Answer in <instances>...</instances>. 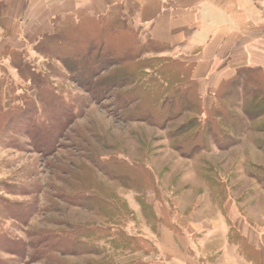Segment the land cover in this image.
<instances>
[{
    "label": "rangeland",
    "instance_id": "374dc122",
    "mask_svg": "<svg viewBox=\"0 0 264 264\" xmlns=\"http://www.w3.org/2000/svg\"><path fill=\"white\" fill-rule=\"evenodd\" d=\"M11 7L25 15L7 19L0 0V264H175L184 244L222 264L236 252L231 220L256 241L230 233L258 263L264 76L251 84L237 68L199 99L185 88L193 66L119 12Z\"/></svg>",
    "mask_w": 264,
    "mask_h": 264
},
{
    "label": "crops",
    "instance_id": "0c3cea01",
    "mask_svg": "<svg viewBox=\"0 0 264 264\" xmlns=\"http://www.w3.org/2000/svg\"><path fill=\"white\" fill-rule=\"evenodd\" d=\"M7 2V19L19 20L25 15L11 7V0ZM57 3L61 6L55 12L57 16L79 13L99 18L112 12L121 13L140 36L159 46L161 53L174 55L193 66L190 77L201 97L218 90L237 68H264V16H261L264 10L259 9L264 0H57ZM6 25L14 26L16 32L14 22ZM231 221L227 222L225 241L236 252L225 254L221 263L263 264L264 255L260 253L257 263L244 250L245 246L232 237L234 229L245 233L241 229L244 226ZM244 237L257 245L255 240ZM179 250L185 257L178 254L171 259L175 264L212 261L210 258L204 261L202 255L198 256L185 244Z\"/></svg>",
    "mask_w": 264,
    "mask_h": 264
},
{
    "label": "trees",
    "instance_id": "16d2710c",
    "mask_svg": "<svg viewBox=\"0 0 264 264\" xmlns=\"http://www.w3.org/2000/svg\"><path fill=\"white\" fill-rule=\"evenodd\" d=\"M111 16V15H110ZM106 18H108V16L106 17ZM112 20H113V22H114V24H116V23H119V21H120V19H119V17H118V15H112V18H111ZM97 20H100V18L99 19H97ZM238 75H239V77L240 76H246L247 78H248V82L249 83H251V84H254V83H257V81H259L258 79H259V77H262V76H264V68H261V67H244V68H241L240 69V72L238 73ZM257 77V78H256ZM193 88V89H195V96L197 97V98H201V96L198 94V92H197V89H196V86H195V84H193V85H189V86H186L185 88ZM258 89H260V88H262L261 86H256ZM256 88V89H257ZM263 92H264V86H263ZM258 94H260V91H256ZM184 98V97H183ZM187 100V99H186ZM258 102H260L261 103V99H260V101H258ZM255 103V109H256V111H260V110H262V105L260 104V103ZM264 109V108H263ZM216 112H220V111H216ZM213 116H215V114L213 115ZM199 133V131L197 130L194 134H191V135H189V136H187L186 137V139H184V141L185 142H187L189 139L190 140H192L194 137H196L197 136V134ZM207 141V135L204 137H201V139H200V142H199V144L200 143H204V142H206ZM198 146L199 145H186V147H188V149L186 148L185 150L187 151V153L188 154H193L194 152H196L197 150H198ZM183 149H184V147H182ZM181 151H183L182 149H181ZM3 212H5L4 211V209L2 208V205H0V217L1 216H3L4 215V213ZM18 243V242H17ZM18 249H23V248H18Z\"/></svg>",
    "mask_w": 264,
    "mask_h": 264
}]
</instances>
